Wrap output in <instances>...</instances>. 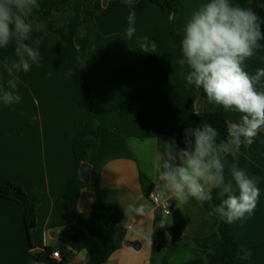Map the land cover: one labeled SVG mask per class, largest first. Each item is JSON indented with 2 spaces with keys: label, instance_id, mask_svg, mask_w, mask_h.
<instances>
[{
  "label": "crops",
  "instance_id": "crops-1",
  "mask_svg": "<svg viewBox=\"0 0 264 264\" xmlns=\"http://www.w3.org/2000/svg\"><path fill=\"white\" fill-rule=\"evenodd\" d=\"M55 1L36 0L30 13L38 14ZM181 1L175 30L183 37L192 13L209 0ZM230 3L252 9L264 32V0ZM132 10L135 32L129 38L127 17ZM94 13L99 74L93 82V103L89 74L79 58L88 38H75L77 12L65 13L68 24L58 32L63 44L39 49V63L30 62L27 72L10 76L5 67L19 59L15 37L7 47L0 46V97L5 90L20 96L19 102L9 105L0 99V187L9 181L20 184L37 209L31 249L22 208L0 197V264H47L33 259L34 252L47 248L60 252L58 264H87L88 252H73L62 242L61 233L89 216L98 201L117 206L129 218L123 247L105 264H203L220 241L219 218L210 213L221 202L220 189L213 188V199L203 205L194 198L181 203L164 188L162 164L169 143L178 145V132L188 116L221 112L229 122H238L241 114L208 99L199 102L202 89L187 83L190 69L181 63L184 58L171 38L170 13L150 0L97 2ZM145 45L149 52H143ZM243 67L250 75L264 69V38ZM12 78L17 79L14 90L8 86ZM256 87L264 91V77ZM94 119L105 131L90 155L91 172L85 181L83 163L76 159L73 146L94 134ZM222 160L226 182L233 164L251 178L263 175L256 183L260 196L254 212L232 222L231 230L244 248L237 264H264V129L251 145L242 143ZM152 189L171 198L172 215L155 210L147 198ZM85 192L95 198L87 208L82 203ZM136 207H142L143 214L129 211ZM161 223L165 225L160 227Z\"/></svg>",
  "mask_w": 264,
  "mask_h": 264
},
{
  "label": "clouds",
  "instance_id": "clouds-1",
  "mask_svg": "<svg viewBox=\"0 0 264 264\" xmlns=\"http://www.w3.org/2000/svg\"><path fill=\"white\" fill-rule=\"evenodd\" d=\"M34 6L36 0H0V46L7 47L14 37L19 42L15 48L18 61L5 64L10 76L29 71L30 62L39 63L42 41L31 37L32 26L26 22ZM135 16L132 10L127 17L129 38L135 32ZM262 38L264 32L252 9L234 6L230 0H209L192 13L180 42L184 58L181 63L186 62L190 69L187 83L201 88L209 103L235 110L241 116L238 122L227 123L229 139L219 143V132L210 124L186 128L184 148L169 143L161 179L165 190L181 203L194 198L203 205L213 199V188L220 189L217 198L221 202L214 213L226 223L251 215L260 196L255 180L236 164L231 166V179L226 182L222 155L237 151L242 143L251 145L264 129V91L256 87L264 77V69L250 75L243 67L255 55ZM29 40L32 42L26 44ZM144 47L143 52H149L147 45ZM155 47L152 43L151 48ZM8 86L16 89L17 79H10ZM0 99L9 105L19 102L20 96L5 90ZM129 211L143 214L142 207ZM166 236L170 241L171 236Z\"/></svg>",
  "mask_w": 264,
  "mask_h": 264
},
{
  "label": "trees",
  "instance_id": "trees-1",
  "mask_svg": "<svg viewBox=\"0 0 264 264\" xmlns=\"http://www.w3.org/2000/svg\"><path fill=\"white\" fill-rule=\"evenodd\" d=\"M110 1L112 0H56L40 13H30L26 18V22L30 23L32 26L31 37L33 39L39 38L42 41L39 49H51L56 44H63L59 38L58 32L68 24V18L65 13L67 11H75L78 13L75 38L78 39L81 35H85L88 38L86 50L80 54L79 58L89 74L91 95L93 82L99 74V64L94 45L97 32L94 6L97 2L108 3ZM127 1L136 2L138 0ZM150 1L161 8L163 12L172 15L171 38L176 41L179 53L183 57L180 47V42L183 37L175 30V22L182 7V1ZM256 11L259 15L263 14L261 10L257 9ZM31 42V40L25 41L26 44H30ZM91 97L93 103V95ZM205 99H207V96L202 90L199 102L202 103ZM228 122L226 116L221 112L204 113L198 111L188 116L181 125L177 138L178 146L180 148L185 147L184 130L186 128H195L205 123L210 124L218 130V143L226 141L229 139L227 131ZM103 131H105V129L98 125L94 119V134L88 138L78 139L74 143L73 152L77 160L83 164L89 162L92 151L99 145L100 134ZM261 176L253 178L256 183ZM0 197L14 201L22 208L30 247L34 249L33 235L37 227L36 205L29 200L25 189L20 184L13 181L6 182L0 187ZM210 213L218 216L214 213V210H211ZM218 218L219 224L217 226V232L220 241L216 248L205 255L203 264H237L241 252H244V248L232 234L231 223H226L219 216ZM128 228L129 218L120 208L104 201H98L93 205L92 214L88 219L79 218L76 222L67 226L62 231L61 240L70 247L73 252H88L89 261L87 264H105L123 247ZM52 253L51 248H47L46 251L42 253L34 252L33 259L37 262L58 264L55 259L52 258ZM60 264H64V262Z\"/></svg>",
  "mask_w": 264,
  "mask_h": 264
},
{
  "label": "built area",
  "instance_id": "built-area-1",
  "mask_svg": "<svg viewBox=\"0 0 264 264\" xmlns=\"http://www.w3.org/2000/svg\"><path fill=\"white\" fill-rule=\"evenodd\" d=\"M147 198L151 201L155 210L158 213L164 215H172L173 214V206L172 201L169 196H167L160 189H152L147 193ZM52 258L55 260H61L62 256L60 252H55L52 254Z\"/></svg>",
  "mask_w": 264,
  "mask_h": 264
},
{
  "label": "water",
  "instance_id": "water-1",
  "mask_svg": "<svg viewBox=\"0 0 264 264\" xmlns=\"http://www.w3.org/2000/svg\"><path fill=\"white\" fill-rule=\"evenodd\" d=\"M162 171H163V169H162ZM90 172H91V169H90L89 165L83 164V166H82V177L85 181L89 180ZM94 202H95V198H94L92 193L85 192L83 194L82 203H83V206L85 208H87L89 204H92ZM91 214H92V212H91ZM91 214L89 216H87L86 218L88 219L91 216ZM61 235H62V233H61ZM127 245H129L133 248H140V245L137 243H127ZM241 255H243V252H241Z\"/></svg>",
  "mask_w": 264,
  "mask_h": 264
}]
</instances>
